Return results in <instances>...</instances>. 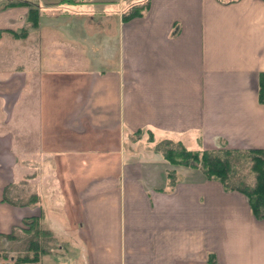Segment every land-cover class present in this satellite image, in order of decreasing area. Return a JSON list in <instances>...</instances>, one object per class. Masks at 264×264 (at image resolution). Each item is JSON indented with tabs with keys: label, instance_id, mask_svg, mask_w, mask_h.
Segmentation results:
<instances>
[{
	"label": "crops",
	"instance_id": "0c3cea01",
	"mask_svg": "<svg viewBox=\"0 0 264 264\" xmlns=\"http://www.w3.org/2000/svg\"><path fill=\"white\" fill-rule=\"evenodd\" d=\"M22 1L0 8V241L37 218L65 243L0 264H264L244 195L169 186L154 151L264 150V1Z\"/></svg>",
	"mask_w": 264,
	"mask_h": 264
},
{
	"label": "trees",
	"instance_id": "16d2710c",
	"mask_svg": "<svg viewBox=\"0 0 264 264\" xmlns=\"http://www.w3.org/2000/svg\"><path fill=\"white\" fill-rule=\"evenodd\" d=\"M69 2L71 0H60ZM221 3H230L235 0H218ZM264 1V0H263ZM22 0H0V8L20 5ZM147 10V1L141 0L123 12L122 19L127 21L133 17L141 16ZM37 11L30 6L29 20L35 24ZM258 101L264 104V72L258 77ZM150 141L153 138L149 137ZM154 151L159 152L162 159L169 165L166 179L169 186L175 185V170L177 168H191L201 172L206 180L218 181L224 191H238L244 195L250 213L255 219H264V150L262 149H230L226 147L214 149L189 150L179 141L164 139L154 145ZM244 165L248 174L242 175L239 168ZM247 176H249L247 178ZM26 232H22L27 239V251L33 255L22 256L20 260L37 261L42 253L51 251L50 244L55 247L57 240L42 229L39 219L35 218L25 222ZM28 233V234H27ZM27 234V236H26ZM45 235V236H44ZM14 238V235L9 236ZM8 237V238H9ZM52 242V243H46ZM65 242H60L63 247ZM48 245V246H47ZM59 249L58 247H55ZM208 264H215L213 254H208Z\"/></svg>",
	"mask_w": 264,
	"mask_h": 264
},
{
	"label": "rangeland",
	"instance_id": "374dc122",
	"mask_svg": "<svg viewBox=\"0 0 264 264\" xmlns=\"http://www.w3.org/2000/svg\"><path fill=\"white\" fill-rule=\"evenodd\" d=\"M122 11L124 12L125 10H122ZM184 168H186V167H184ZM239 171L242 173V175L248 174V168L247 167L245 168L244 165H242L239 168ZM248 177L249 176H247V178ZM13 234L15 236L14 238L9 237L8 239H5V240L2 239L0 241V257L13 256L14 259H21L22 256L26 255L25 251L30 246H28V243H27L28 241L25 238V235L21 234V232L18 230H14ZM46 243H52V242H46ZM58 245L59 244L57 242L55 247H57ZM50 246L52 248H54L53 243L50 244ZM30 248H32V247H30ZM28 255L30 256L33 254L31 252H28Z\"/></svg>",
	"mask_w": 264,
	"mask_h": 264
}]
</instances>
